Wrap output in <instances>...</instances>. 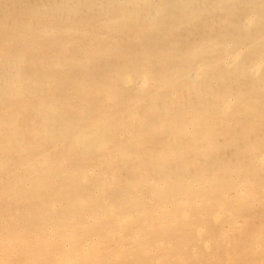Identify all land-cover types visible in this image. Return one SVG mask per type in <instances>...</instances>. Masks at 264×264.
I'll use <instances>...</instances> for the list:
<instances>
[{
  "label": "bare ground",
  "instance_id": "bare-ground-1",
  "mask_svg": "<svg viewBox=\"0 0 264 264\" xmlns=\"http://www.w3.org/2000/svg\"><path fill=\"white\" fill-rule=\"evenodd\" d=\"M0 264H264V0H0Z\"/></svg>",
  "mask_w": 264,
  "mask_h": 264
}]
</instances>
